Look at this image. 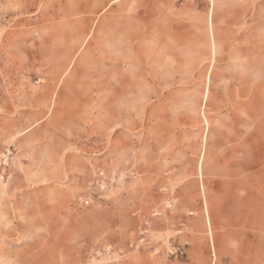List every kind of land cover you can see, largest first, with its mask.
Instances as JSON below:
<instances>
[{
  "label": "rangeland",
  "instance_id": "rangeland-1",
  "mask_svg": "<svg viewBox=\"0 0 264 264\" xmlns=\"http://www.w3.org/2000/svg\"><path fill=\"white\" fill-rule=\"evenodd\" d=\"M0 264H264V0H0Z\"/></svg>",
  "mask_w": 264,
  "mask_h": 264
},
{
  "label": "crops",
  "instance_id": "crops-1",
  "mask_svg": "<svg viewBox=\"0 0 264 264\" xmlns=\"http://www.w3.org/2000/svg\"><path fill=\"white\" fill-rule=\"evenodd\" d=\"M231 195V194H230ZM216 223H217V221H216Z\"/></svg>",
  "mask_w": 264,
  "mask_h": 264
}]
</instances>
